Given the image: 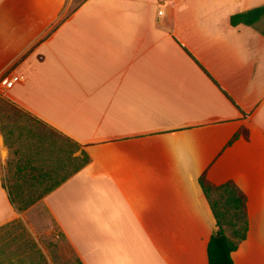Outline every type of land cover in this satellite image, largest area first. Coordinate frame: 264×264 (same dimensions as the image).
Listing matches in <instances>:
<instances>
[{"label": "crops", "instance_id": "1", "mask_svg": "<svg viewBox=\"0 0 264 264\" xmlns=\"http://www.w3.org/2000/svg\"><path fill=\"white\" fill-rule=\"evenodd\" d=\"M72 1L0 0V225L57 170L15 147L45 146L31 117L89 158L36 202L79 264H208L200 177L245 197L233 264H264V19L229 23L264 0Z\"/></svg>", "mask_w": 264, "mask_h": 264}, {"label": "rangeland", "instance_id": "2", "mask_svg": "<svg viewBox=\"0 0 264 264\" xmlns=\"http://www.w3.org/2000/svg\"><path fill=\"white\" fill-rule=\"evenodd\" d=\"M81 1L73 0L70 9ZM257 28L264 31V21L260 22ZM27 119L30 120L31 124H34L33 118L26 117ZM22 126H27V124ZM24 137L26 134H22V138L15 144V147L20 150L22 155L33 156L35 154V157L40 156L39 160L42 159L43 163H38L37 166L42 167L45 171L52 169V167L58 168L62 164H65L70 170L80 161L81 147L74 148L73 153L69 155L68 152L69 150L71 152L72 149L68 146L65 147L64 151L59 152L58 146L38 145L36 141L38 139H26L27 137ZM16 159L17 157L10 152L9 161L15 162ZM42 189L43 186H38L29 191L25 190L22 193V201L25 203H29L31 200L36 201L26 210L19 212L21 218L0 225V264H79L67 244L57 238L56 229L48 220L45 209L40 204H36ZM211 200L219 204L222 203L218 193H212ZM20 205L23 203L18 202L17 206ZM6 215V210H0V220ZM230 221H234L232 211L227 214L223 222V230L228 238L233 239ZM228 222H230L229 225Z\"/></svg>", "mask_w": 264, "mask_h": 264}, {"label": "trees", "instance_id": "3", "mask_svg": "<svg viewBox=\"0 0 264 264\" xmlns=\"http://www.w3.org/2000/svg\"><path fill=\"white\" fill-rule=\"evenodd\" d=\"M262 19H264V5L247 10L245 12L231 15L229 18V23L232 27H236L238 25L255 27ZM262 34L264 35V33ZM203 72L205 71L203 70ZM32 122L39 124V139L45 142V144H50L53 141H56V143L60 142L61 146L58 147L60 151H64L66 146L72 149L71 152L69 150V155L73 153L74 148L80 147L78 144L72 142L69 138L56 133L53 129L46 125L40 124L35 119H33ZM34 125L36 128L37 125ZM32 131L33 130H30L31 133ZM53 134H55V137ZM237 137L238 135H234L228 145H230ZM50 145L52 146V144ZM80 157L79 163H77L70 170H66L65 168L67 166L62 164L57 168V170L46 172L44 174L42 173L38 177H31V181H38L39 183L43 182L47 184L45 190L40 193L37 200L51 193L67 179L84 168L89 162V158L83 151H80ZM25 164L30 167L31 162L26 161ZM198 183L209 203L211 212L216 222L215 226L219 228V230H217V232H215L210 237L207 244L206 253L208 264H233L231 254L235 252L238 248V245L245 240L248 230V223L245 213V197L239 193L232 184L229 183L220 187H215L208 183L204 177H200L198 179ZM212 193H218L222 201L221 204L211 200ZM8 198L10 204L19 212L26 210L36 201L31 200L29 203H25L23 201V205L17 206L18 202H22L21 194L14 193L10 190L8 191ZM230 211H232L234 221H230L231 223L228 222V225L230 223L233 232V239H230L225 235L224 231L222 230L221 223L225 221L226 216Z\"/></svg>", "mask_w": 264, "mask_h": 264}, {"label": "built area", "instance_id": "4", "mask_svg": "<svg viewBox=\"0 0 264 264\" xmlns=\"http://www.w3.org/2000/svg\"><path fill=\"white\" fill-rule=\"evenodd\" d=\"M23 80L22 76H18V75H12L11 77H9L7 80L3 81V86L4 89H10L12 88L15 84L21 82Z\"/></svg>", "mask_w": 264, "mask_h": 264}]
</instances>
